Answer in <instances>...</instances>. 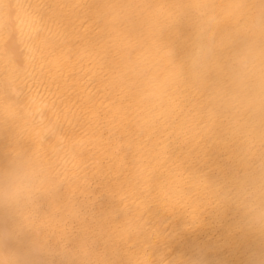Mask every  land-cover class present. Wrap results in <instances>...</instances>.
Returning a JSON list of instances; mask_svg holds the SVG:
<instances>
[{
    "label": "bare ground",
    "instance_id": "6f19581e",
    "mask_svg": "<svg viewBox=\"0 0 264 264\" xmlns=\"http://www.w3.org/2000/svg\"><path fill=\"white\" fill-rule=\"evenodd\" d=\"M0 264H264V0H0Z\"/></svg>",
    "mask_w": 264,
    "mask_h": 264
}]
</instances>
